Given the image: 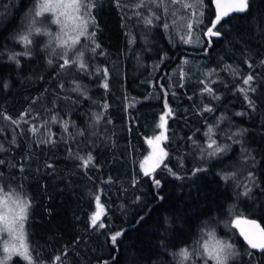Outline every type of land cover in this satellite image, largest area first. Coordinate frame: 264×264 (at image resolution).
Returning a JSON list of instances; mask_svg holds the SVG:
<instances>
[{"label": "trees", "instance_id": "obj_1", "mask_svg": "<svg viewBox=\"0 0 264 264\" xmlns=\"http://www.w3.org/2000/svg\"><path fill=\"white\" fill-rule=\"evenodd\" d=\"M38 2L0 0V188L29 201L35 264H180L183 248L200 259L194 250L208 232L234 245L228 264H264V251L225 229L236 216L264 228V0L223 18L218 37L205 34L215 0H203L196 18L184 10V21L168 20L167 29L163 19L144 23L148 0L141 8V0H93L85 69L61 67V53L20 40ZM169 108L167 156L146 177V141ZM217 145L225 150L209 156ZM89 155L84 167L79 157ZM97 195L103 228L90 220Z\"/></svg>", "mask_w": 264, "mask_h": 264}, {"label": "snow or ice", "instance_id": "obj_2", "mask_svg": "<svg viewBox=\"0 0 264 264\" xmlns=\"http://www.w3.org/2000/svg\"><path fill=\"white\" fill-rule=\"evenodd\" d=\"M149 3L156 2V0H148ZM180 3V6L182 8L186 9H192V17H197V12L195 9L201 8L203 6V0H193L192 3L187 2V0H169V3L176 4ZM222 0H215V3L217 4V14L215 16V20L211 23V26L208 27L207 32L205 33L208 37H218L220 35V31L213 29H216V26L220 24L221 20L228 16L230 12H243L246 11L248 8V0H229L228 6L224 8L223 10L220 9ZM144 0H141L140 3L136 5L137 8L145 7ZM157 6H162L159 3ZM94 7L93 0H39L37 4V10L35 11V17H40L46 12H56L58 15L56 16L55 20L53 21L56 24L61 25V34L56 35L55 39L59 42L60 47L65 49L64 52V63L61 65V67L68 65L71 63H78L79 67L81 69H85L87 65L83 62V51L76 50L75 46L80 42V37L87 35L89 39H92L95 35V33H88L87 31V25L88 21L83 18L84 13H87V15H91L90 12H88V9ZM83 9V13L82 10ZM165 12H167V7L164 6ZM136 15H140L139 12L136 13ZM200 16L203 15V12L201 11ZM63 16L64 19L61 20L60 17ZM153 19L159 20L160 17L157 16L154 12L151 13V15L144 17V23L146 25H151L153 23ZM71 21V24L68 22ZM77 21H79L77 23ZM199 22L198 19H193L192 22H189L187 24V33L185 36H181V40L185 43H191L192 42V28L193 24ZM37 21L33 19L32 25H30L28 33L26 35H23L20 37V40L24 43L25 47L27 48L29 45L32 44V39L30 38L33 34H42V30L39 27H35V24ZM93 23L95 21L93 20ZM165 29H167L169 26L167 23L164 24ZM71 32L72 34L69 35L68 33ZM43 34L51 36L52 34L49 32H44ZM67 36V38H65ZM51 43V41L49 42ZM99 45H96V48H98ZM76 51V59L70 61L67 57L68 51ZM92 51H95V48L92 49ZM28 52H25L24 55H28ZM18 55V54H17ZM11 59H16V55H13ZM51 62V61H49ZM187 63V61H185ZM99 71V69L97 70ZM235 72V70H232ZM105 75H107V69H104ZM211 75V73H209ZM253 80V76L248 75L246 79L243 80V83L245 85H248L249 82ZM105 88L108 87L107 81H105L104 85ZM205 91L212 92L211 88L205 87ZM241 92H245L244 88L240 89ZM165 107H167V103H165ZM210 111L211 109H207ZM26 115V114H25ZM172 115V110L169 108L167 112H165L163 115L160 116L161 123L158 125V127L163 128L167 121L165 117H169ZM10 119V118H9ZM55 122V117L52 118ZM99 119V117H98ZM13 123H16V121H12ZM65 129H67V123L64 125ZM32 131L35 133L37 129L33 127ZM212 133V128L210 127L208 130V133L206 135H209ZM163 137L164 140L167 139V136L164 135V133H161L160 135H157L154 137V140L156 142L161 141V138ZM153 139H148V143L150 145L154 142ZM216 145L215 140H211V142L208 144V148H213V146ZM224 148H221L220 146H216L212 152H209L208 155H216L217 153H220L224 151ZM160 155L161 157H166L167 152L164 151L163 148L160 149ZM83 161V166L87 167L90 163H92L93 158L91 155L87 156V158L79 157ZM144 163H147L145 161ZM159 163H162V159H159L153 166L152 170L155 169V167L159 166ZM141 167H144V164L141 165ZM169 171H171L169 169ZM197 171H201V169H197ZM145 175H149V171L145 170ZM234 175V174H233ZM229 175H225L224 179H229ZM154 183L157 187L160 186L159 180H154ZM0 201H4V198L6 197L7 200H10L13 205L16 206L18 209V212L16 213L15 217L13 219H7L4 216H0V232H7L9 235L17 234L19 245L12 244V246H9V243L7 240L3 241V251L8 253L7 256L4 257L3 261H0V264H4L5 261L11 259L13 255H19L24 260L28 261V264H35L33 257L31 253L28 250V247L26 244H24V222L27 218V208L29 207V201L23 199L20 195H15V198H13L12 193H4L3 189L0 188ZM247 195V190L244 193ZM163 199V197H161ZM96 201V211L93 212L90 220L91 225L93 227L99 226L100 228L105 227V224L102 222V216L104 213V206L100 203V196L97 195L95 197ZM241 221L237 219L236 224L239 226ZM243 223L250 224L255 227L258 234V241L250 237L248 234H245L242 230V234L245 235V239L247 240L248 244L254 248L259 249L261 251H264V228H261L258 224H256L255 221H243ZM122 235L121 232L115 233L111 239L112 242L115 244L118 237ZM200 247L202 251L195 252V255L200 256L204 259V264H208V261H214L215 264H228V261L230 258H232L236 253L234 251V245L218 239L216 237V234L214 232H208L207 233V239L202 238V242L200 243ZM181 260L180 264H187V262L192 261V264H195L193 261V252L189 251L188 248H183L180 250V252L177 254ZM56 260H59V257L55 258Z\"/></svg>", "mask_w": 264, "mask_h": 264}, {"label": "rangeland", "instance_id": "obj_3", "mask_svg": "<svg viewBox=\"0 0 264 264\" xmlns=\"http://www.w3.org/2000/svg\"><path fill=\"white\" fill-rule=\"evenodd\" d=\"M187 2L192 3L193 0H187ZM158 3L162 6H157ZM150 5H151L150 12L151 13L154 12L157 16L160 17V20L163 19L166 23L168 20H171L175 23H180L181 21H184L182 19L181 15H182V12L184 10H186V8H182L180 6L179 2L176 4H171L167 0H156V2H151ZM164 6L167 7V12H165ZM81 11L83 13V9ZM88 12H89V10H88ZM57 15H58V13H56V12H46L42 16L36 17L37 23L35 24V27L41 28L42 34H33L30 37L32 39V44L29 46H31V48H36L37 46L38 47L39 46H45L49 49L51 48L52 50H54V52L61 53L62 58L64 59L65 49L58 46L59 42L55 39L56 35L61 34V25L53 22ZM83 18L88 21L87 31H88V33H91L90 30L93 27V25H92L93 19H92L91 15L89 16V15H87V13H84ZM60 19L63 20L64 17L61 16ZM78 22L79 21H77V23ZM68 23L71 24V21H69ZM177 28H180V27L177 26ZM28 30H29V28H28ZM45 31L51 33L52 35L49 36V35L43 34ZM179 33H180V31H179ZM68 34L71 35L72 33L69 32ZM65 38H67V36H65ZM85 38H87V40L89 39L87 37V35L81 36L80 42L75 46L76 50L83 51V53H84V55L82 57L83 61L85 60V57H86L87 51H88L87 45L84 44V42H83V40L85 41ZM50 41H51V43H49ZM197 43H198V41H197ZM67 57L69 60L76 59V51L75 50L68 51ZM3 192L8 193L7 191H5V189H3ZM0 195H2V193H0ZM13 198H15V196H13ZM95 211H96V205H95V209L93 212H95ZM17 212H18V209L16 208V206L13 205L10 200H7L6 197L4 198V201H0V216H4L7 219H13ZM105 212H106V210L104 208V213ZM104 215L101 218L102 222H103ZM237 219H239L241 221L239 226H237V224H236ZM243 220L244 219L242 217L236 216L232 219L231 224H230L231 226L225 225V229L230 231L231 227H232V228L236 229L239 234H241V224H242ZM0 234H1L0 237L2 238L1 239L2 244H3V241L7 240L10 247L12 246V244H16L17 246L19 245V240H18L17 234L9 235L7 232H0ZM216 237L218 239L230 242V240L228 241V240L219 238L218 236H216ZM205 239H207V235L205 236ZM23 242H24V244L27 245L28 250L30 252V248H29V244L27 242V237H26V232H25V222H24V241ZM194 251L200 252V251H202V249H201V247H199L197 250H194ZM7 255H8V253L3 251L2 260H4V257ZM14 256H19V255H13L11 258H13ZM198 257L204 262V259L202 257H200V256H198ZM200 259L197 260L196 258H193L194 262L196 260L199 261ZM212 262H213V264H215L214 261H212Z\"/></svg>", "mask_w": 264, "mask_h": 264}, {"label": "water", "instance_id": "obj_4", "mask_svg": "<svg viewBox=\"0 0 264 264\" xmlns=\"http://www.w3.org/2000/svg\"><path fill=\"white\" fill-rule=\"evenodd\" d=\"M228 3H229V0H222L221 2V5H220V9L223 10L224 8H226L228 6ZM216 4V3H215ZM216 7H217V4H216ZM218 10V9H217ZM233 13V12H230L229 15ZM227 17V16H225ZM224 17V18H225ZM161 133H164V135L167 136V139L164 140L163 137L161 138V141L159 142H156L154 140V137L157 136V135H160ZM155 135L154 137L152 138H148V139H153L154 142L152 145H150L148 143V139L146 141L147 143V146H148V153L146 155V158H145V161H147V163H144V167H143V175L146 176V177H150V176H154L158 171L159 169L163 166L164 164V161L166 159V157H161L160 155V149L163 148L164 151H166V148H165V145L166 143L168 142L169 140V131H168V128H167V123L166 125L163 127V128H160V132ZM159 159H162V163H159V166L158 167H155L154 170H152V166L159 160ZM144 161V162H145ZM145 170H148L149 171V175H145ZM247 221H255L256 224H258L260 227L261 225L259 224V222H257L256 220H253V219H246ZM245 221V220H243ZM262 228V227H261ZM242 230L245 234H248L250 237H252L253 239L257 240L258 241V234H257V230L255 229L254 226L250 225V224H247V223H243L241 224V236L243 237V239L247 242V240L245 239V235L242 234ZM248 244V242H247ZM249 245V244H248ZM250 246V245H249ZM251 247V246H250ZM254 249V248H253ZM256 250H259V249H256Z\"/></svg>", "mask_w": 264, "mask_h": 264}]
</instances>
